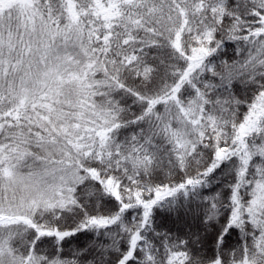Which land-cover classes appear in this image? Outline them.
I'll return each instance as SVG.
<instances>
[{"label":"snow or ice","instance_id":"1","mask_svg":"<svg viewBox=\"0 0 264 264\" xmlns=\"http://www.w3.org/2000/svg\"><path fill=\"white\" fill-rule=\"evenodd\" d=\"M0 264H264V0H0Z\"/></svg>","mask_w":264,"mask_h":264}]
</instances>
